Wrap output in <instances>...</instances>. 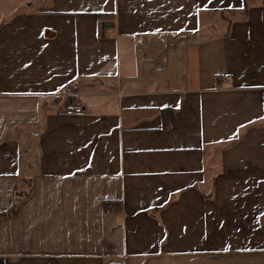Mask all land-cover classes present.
<instances>
[{
	"label": "crops",
	"instance_id": "obj_1",
	"mask_svg": "<svg viewBox=\"0 0 264 264\" xmlns=\"http://www.w3.org/2000/svg\"><path fill=\"white\" fill-rule=\"evenodd\" d=\"M22 179L0 264H264V0H0Z\"/></svg>",
	"mask_w": 264,
	"mask_h": 264
},
{
	"label": "trees",
	"instance_id": "obj_2",
	"mask_svg": "<svg viewBox=\"0 0 264 264\" xmlns=\"http://www.w3.org/2000/svg\"><path fill=\"white\" fill-rule=\"evenodd\" d=\"M245 1H247V0H245ZM67 101L71 102L72 99H69ZM162 114H163L164 126L168 127L170 125V123H171V121H170V112H169L168 109H164ZM20 183L18 184L17 191H16V194H15V199H14L13 203L11 204V206H10V208H9V210L7 212H3V213L0 214V218L2 216L9 215L10 213L14 212L16 206L22 200H24L25 198H27V197H29L31 195V193L33 191L32 190L33 188L31 186V182L29 180H27V179H22ZM110 203L112 204V203H115V202H108L107 201V202H105V206L108 207Z\"/></svg>",
	"mask_w": 264,
	"mask_h": 264
},
{
	"label": "built area",
	"instance_id": "obj_3",
	"mask_svg": "<svg viewBox=\"0 0 264 264\" xmlns=\"http://www.w3.org/2000/svg\"><path fill=\"white\" fill-rule=\"evenodd\" d=\"M84 111V105L81 101L79 100H73L71 102L66 103L63 106V112L69 115L72 114H78V113H82ZM112 210V207L108 206L106 208V212H110Z\"/></svg>",
	"mask_w": 264,
	"mask_h": 264
},
{
	"label": "rangeland",
	"instance_id": "obj_4",
	"mask_svg": "<svg viewBox=\"0 0 264 264\" xmlns=\"http://www.w3.org/2000/svg\"><path fill=\"white\" fill-rule=\"evenodd\" d=\"M4 6H7L9 8V5L8 4H4Z\"/></svg>",
	"mask_w": 264,
	"mask_h": 264
}]
</instances>
